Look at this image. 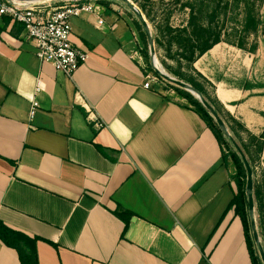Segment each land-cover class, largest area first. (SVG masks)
Wrapping results in <instances>:
<instances>
[{
  "label": "crops",
  "instance_id": "obj_1",
  "mask_svg": "<svg viewBox=\"0 0 264 264\" xmlns=\"http://www.w3.org/2000/svg\"><path fill=\"white\" fill-rule=\"evenodd\" d=\"M100 18H70L88 58L68 77L0 16V220L37 238L39 264H251L240 219L233 209L222 218L235 191L222 144L183 99L143 87L117 12L103 7ZM261 48L264 39L254 53L220 42L193 64L254 136L264 133ZM239 56L242 73L229 65ZM259 161L264 189V145ZM0 264H21L2 241Z\"/></svg>",
  "mask_w": 264,
  "mask_h": 264
},
{
  "label": "trees",
  "instance_id": "obj_2",
  "mask_svg": "<svg viewBox=\"0 0 264 264\" xmlns=\"http://www.w3.org/2000/svg\"><path fill=\"white\" fill-rule=\"evenodd\" d=\"M178 1L180 0H176V3ZM229 1H231V4ZM263 2L264 0H193L192 2H183L181 6L189 8L185 24L175 27L171 24V16L167 15L164 19L160 20L159 23L155 24L154 28L156 31L153 37L158 45H164V39H166L169 47L174 44L178 46L181 50V57L185 63L188 67L193 68V64L198 58L220 42H227L240 49H244L245 34L257 31L261 25L258 8ZM230 5L233 6L231 12L228 11ZM240 7H242V10H240ZM140 9L149 21H154L147 11L145 12L144 6H140ZM107 11H110V9H107ZM230 20L233 22V26L228 32L226 23ZM136 27L140 31V37L146 45L148 40L139 21H136ZM231 38H234L235 42L232 41ZM254 50L255 47L251 48L250 52ZM148 55V52L145 53L146 57ZM150 71L154 73L153 75L158 79L161 78L152 69ZM196 73L203 78L200 73ZM175 75L178 76L179 79H183V75L179 71L175 72ZM185 81L199 91L208 103L214 107L224 121L232 138L246 156L252 171H254V163L259 161L263 150L264 133L259 136L250 134L241 122L226 112L215 98H211L207 94L201 83L197 82L192 77H186ZM166 84L180 99L185 100L186 104L191 106L202 119L206 121L208 127L212 129L217 140L222 144L223 161H227L228 159L232 161L235 167V173L232 175L231 179L235 184V191L222 218L227 211L233 209L234 215L240 219L243 226L245 243L251 264H262L253 237L250 233L248 199L245 192L246 170L241 157L236 150L226 151L224 149V141L226 138L223 132L211 113L197 98L183 88L169 82H166ZM249 87V84L244 85L246 89ZM241 132L248 135L247 140L241 136ZM226 143L230 145V140H227ZM253 200L258 212L262 213L264 209L263 184L260 183V185H257L255 181H253ZM118 216L127 223L130 213L126 211L120 212ZM258 233L260 238L262 237L261 243L264 249L262 231L260 230ZM0 241H2L5 246L16 251L21 264H39L36 251V237L31 238L23 232L14 230L0 220Z\"/></svg>",
  "mask_w": 264,
  "mask_h": 264
},
{
  "label": "rangeland",
  "instance_id": "obj_3",
  "mask_svg": "<svg viewBox=\"0 0 264 264\" xmlns=\"http://www.w3.org/2000/svg\"><path fill=\"white\" fill-rule=\"evenodd\" d=\"M71 1H74V0H48V1H44L41 5L45 6L46 9H50V8L62 5L64 2H71ZM86 1H89V0H86ZM90 1L94 2L95 4H99L106 9L114 10L117 12L118 18L120 19L118 22L120 23L121 31H124L125 34L127 33L126 38L131 39L132 44L134 45L135 59L145 66L147 70L146 73L153 75L154 73L150 71L152 69V66H151L149 43L147 42V44L145 45L140 37V31L136 27V21H139V20L137 18V15L134 13V11L130 9L127 6V4L123 2L122 0H90ZM130 1L132 2V4H134L136 8L140 10V12L143 15L144 13L140 9V6H144L145 12L147 11V13L154 19L153 22L149 21L144 15L148 23L149 29L152 33V37H153L156 31L154 28L155 24L159 23V21L164 19L167 15L171 16L170 20L173 26L178 27V26L184 25L185 21L187 20V13L189 11V8L181 6V3L192 2L193 0H180L177 3H176V0H130ZM229 2L231 4V1ZM262 5L258 8L259 20L261 22L259 29L257 31L245 34V45H244V49L242 50L246 52H250V49L255 47V50L253 52H250V53H254L258 47L260 40L264 39V7ZM232 9H233V6L230 5L228 7V11L231 12ZM240 10H242V7H240ZM226 26H227V31L229 32L230 28L233 26V22L231 20L227 21ZM231 39L232 41L235 42L234 38H231ZM153 40H154V37H153ZM153 47H154V56L156 58L155 65L159 70L166 72L171 77H174L183 82H186L185 81L186 77L194 78L197 82L201 83L204 86L207 94L211 98H213L211 85L207 84L206 80H204V77L202 78L201 76H199L196 73L197 71L194 68L188 67V65L185 63V61L181 57V50L178 48V46L174 44L171 47H169L166 39H164V45H158V43H156L154 40ZM147 52L149 53V55L146 57L145 53ZM229 57L231 58L232 56L229 55ZM258 57L259 59L263 60V62H262V65L258 66V70L256 71V74H258L257 75L258 78H263L264 77V48H261ZM236 58L238 59L237 61L239 62V66H237L238 62H236L235 66H231V62H229V65L231 68L235 67V69L237 68L239 71L241 70V73H242V69L244 70V66H245L242 63V60H241L242 57L239 56ZM177 71H179L183 75V79H179L178 76L175 75V72ZM235 76H238V75H235ZM237 78L240 84L242 85L247 84L244 74H241ZM158 80L159 82L156 83V87L159 90L164 92V94H166L173 100L180 101L177 94L174 93L173 90L169 89L170 87L167 86L165 80L161 78ZM182 102L186 103L185 100H182ZM240 134L244 139L246 140L248 139V135L246 133L241 132ZM224 137L226 138V140L224 141V149L226 151L236 150L231 141H230V145L229 143H226V141L227 140L229 141V139L225 134H224ZM253 181H255L257 185H260V183L263 184L262 183L263 182V171L260 165V161H257L254 163ZM263 192H264V189H263ZM253 216L255 220V226H256L257 233L260 232L261 230L263 237H264V209H263V212L260 213L258 212L257 207L254 205ZM250 233L252 236V230ZM259 239L261 242L262 237L260 238V235H259Z\"/></svg>",
  "mask_w": 264,
  "mask_h": 264
},
{
  "label": "built area",
  "instance_id": "obj_4",
  "mask_svg": "<svg viewBox=\"0 0 264 264\" xmlns=\"http://www.w3.org/2000/svg\"><path fill=\"white\" fill-rule=\"evenodd\" d=\"M102 8L98 4H84L79 0L64 2L50 9L42 5L27 6L18 0H0V16L8 17L11 22L21 25L26 40L34 45L36 58L42 63H50L56 71L68 77H72L88 58L87 52L71 41L70 18L84 11L94 12L98 16L97 23L101 24ZM157 82L159 80L156 76L146 73L143 87L150 88L152 83ZM40 90L41 86L37 83L31 101L30 117L38 106L35 96ZM91 121L96 128L103 125L97 116L91 117Z\"/></svg>",
  "mask_w": 264,
  "mask_h": 264
},
{
  "label": "water",
  "instance_id": "obj_5",
  "mask_svg": "<svg viewBox=\"0 0 264 264\" xmlns=\"http://www.w3.org/2000/svg\"><path fill=\"white\" fill-rule=\"evenodd\" d=\"M44 1H48V0H39V1H35V2H31L30 4H27V6H39L41 5ZM123 2H125L127 4V6L132 9L134 11V13L137 15V18L139 20V23L141 24L143 31L146 34L148 43H149V50H150V58H151V66L152 69L154 70V72L160 76L163 80H165L166 82H169L175 86H178L180 88H183L184 90L188 91L189 93H191L195 98H197L201 104L211 113V115L214 117L217 125L219 126V128L221 129V131L228 137V139L232 142L233 146L235 147L236 151L238 152L239 156L241 157L244 166H245V170H246V186H245V192L247 195V199H248V212H249V217H250V226H251V230H252V237H253V241L255 242L256 246H257V250L259 253V257L261 260V263L264 264V249L262 247V244L260 242L259 239V235L257 233L256 230V226H255V220H254V216H253V212H254V200H253V171L252 168L250 166V163L248 162L246 156L244 155V153L242 152V150L240 149V147L237 145V143L234 141V139L232 138V136L229 134L226 125L224 123V121L222 120V118L219 116V114L217 113V111L214 109V107L212 105H210L208 103V101L204 98V96L197 91L195 88H193L190 84L180 81L174 77H171L170 75H168L166 72H163L161 70H159L156 65H155V56H154V40L152 37V33L149 29L148 23L144 17V15L140 12V10L138 8H136L134 6V4H132V2L130 0H122Z\"/></svg>",
  "mask_w": 264,
  "mask_h": 264
},
{
  "label": "bare ground",
  "instance_id": "obj_6",
  "mask_svg": "<svg viewBox=\"0 0 264 264\" xmlns=\"http://www.w3.org/2000/svg\"><path fill=\"white\" fill-rule=\"evenodd\" d=\"M18 1L27 5V4H30L31 2H35V1H39V0H18Z\"/></svg>",
  "mask_w": 264,
  "mask_h": 264
}]
</instances>
